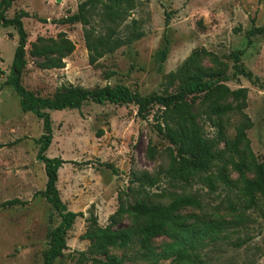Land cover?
I'll list each match as a JSON object with an SVG mask.
<instances>
[{"label":"rangeland","instance_id":"374dc122","mask_svg":"<svg viewBox=\"0 0 264 264\" xmlns=\"http://www.w3.org/2000/svg\"><path fill=\"white\" fill-rule=\"evenodd\" d=\"M81 1L15 0L6 11L9 18L20 10L28 13L22 18L27 32V64L21 79L25 88L42 97H52L59 87L70 83L84 88L120 84L142 96L171 94L183 86L195 67H201L224 75L226 80L221 83L230 90L246 89L243 112L253 123L247 136L254 155L264 159V31L252 35L251 44H247V31L264 24V0H133L131 4L121 0L118 5L127 14L117 29L128 34L131 28L126 26L136 20L143 35L94 64L88 61L83 25L54 22L76 12ZM101 9L98 5L91 25L103 31L98 15ZM61 33L74 43V50L62 59L64 67L41 68V63L57 57ZM17 41L14 26H0V143L4 144L0 148V203L14 198L23 201L0 206V264H42L49 231L61 217L40 194L47 181L44 163L36 158L42 120L24 112L19 96L5 83ZM166 44L168 55L160 62L156 52ZM235 50L243 51L240 62L251 71V79L233 75L230 54ZM192 53L193 65H187L180 77L170 76ZM215 99L216 91L188 96L203 134L211 138L221 132L223 140L218 148L223 149L225 142L234 138L241 113L234 109L222 116L213 114ZM218 100L241 103L231 94ZM163 109L151 105L144 119L137 115L134 104L86 101L78 109L48 110L52 141L46 155L65 161L58 169L59 195L69 210L82 213L68 230L67 246L54 264H96L95 259L108 257L120 259L121 264H171V259L158 256L170 241L165 233L151 240L149 252L136 241L125 247L110 246L103 252L95 250L86 236L93 228L90 219L100 227H127L132 223L129 215L111 219L121 203L128 205L144 198L167 204L176 195L192 194L201 205L177 212L186 222L194 215L230 219L240 211L232 208L239 204L237 187L226 189L219 184L210 191L198 176L185 180L176 175L173 145L156 129L163 121ZM226 171L232 180L238 178L231 165ZM143 173L156 178V183L142 189L137 177ZM244 217L241 225L204 247L205 264H264V195H259L257 207L246 210Z\"/></svg>","mask_w":264,"mask_h":264},{"label":"trees","instance_id":"16d2710c","mask_svg":"<svg viewBox=\"0 0 264 264\" xmlns=\"http://www.w3.org/2000/svg\"><path fill=\"white\" fill-rule=\"evenodd\" d=\"M15 0H0V26H14L18 34L17 45L14 50L13 60L10 66V74L5 83L12 86L19 96V103L24 112H32L42 120V134L36 139L38 150L36 158L44 163L47 176L45 189L40 191L51 206L59 211L61 217L57 226L49 231V247L43 254L42 264H54L56 258L62 255L66 248V235L72 227L76 217L81 212L69 210L62 201L57 188L58 169L65 161L59 157H49L46 151L52 141L51 118L48 110L78 109L86 101L97 104L106 102L112 104H134L137 107V115L144 119L149 108L158 104L164 109L161 113L163 121L156 124L159 133L173 145L172 169L178 177L187 180L189 176H198L210 191H215L219 184L226 189L237 187L239 204L232 205L233 210L240 211L230 219L214 218L207 215H194L191 221L186 222L179 219L177 212L188 206L199 207L200 200L192 194L176 195L169 203H150L144 198L135 200L132 204L121 203L115 213L111 216L127 214L131 217L132 223L125 228L112 229L111 225L100 227L94 218L90 219L92 229L86 236L92 240L93 247L97 252H103L107 247L118 245L128 246L131 242L150 251V242L160 234H167L170 241L164 246L158 256L164 259H171V264H205L202 251L208 244L218 242L223 234L229 229L241 225L244 220V212L256 208L259 195H264V159L258 160L254 155L247 130L253 125L251 119L243 112L246 101V89L238 88L230 90L221 82L226 77L221 73L210 72L195 67V71L186 76L185 83L176 92L171 94H152L142 96L136 91H131L125 85L96 86L84 88L73 84L62 85L52 97H42L28 90L22 84V74L27 64L25 45L27 32L23 26L22 18L28 16L24 10H20L13 17H6L5 13ZM121 0H83L78 4L77 11L68 14L54 22L60 24L81 23L83 25V36L88 51V61L94 64L107 53H111L119 47L139 39L143 33L137 29L136 20H132L128 34L119 32L117 29L125 19L127 10L119 7ZM131 4L133 0H125ZM98 5L102 6L99 19L103 23L104 30H97L91 25V17L97 12ZM264 31L262 26H254L247 31V44H251V36ZM61 41L58 46L57 57L41 63V68H62V59L72 53L74 43L61 33ZM42 51L39 50V53ZM242 50L233 51L232 57L233 75H243L248 79L253 77L251 71L246 70L240 62ZM39 54L38 52H36ZM168 55L167 44L156 52L160 62H164ZM195 53L184 61L177 71L171 72L170 76L180 77L187 65H193ZM216 91L218 99L233 95L241 103L232 105L220 103L215 99L211 112L222 116L231 110H238L241 119L236 127L234 138L225 142L223 149L218 148L221 139V132L215 137H206L195 121L188 96L199 93L210 94ZM4 144L0 143V148ZM236 155L238 158L236 159ZM231 165L238 173V178L232 180L227 174V166ZM111 167V165H108ZM115 170V169H114ZM252 174V176H249ZM140 186L147 184L153 186L156 178L143 173L137 177ZM239 184V185H238ZM140 192V191H139ZM145 192V191H144ZM144 194H147L146 192ZM23 203L18 198L8 199L0 203V206ZM240 245V243H239ZM96 264H121L120 259L108 257L106 260L95 259Z\"/></svg>","mask_w":264,"mask_h":264}]
</instances>
